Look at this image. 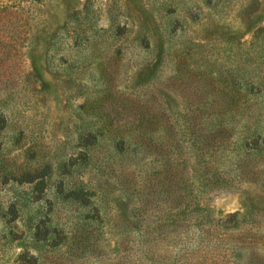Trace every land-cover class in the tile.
Returning a JSON list of instances; mask_svg holds the SVG:
<instances>
[{"label": "rangeland", "instance_id": "obj_1", "mask_svg": "<svg viewBox=\"0 0 264 264\" xmlns=\"http://www.w3.org/2000/svg\"><path fill=\"white\" fill-rule=\"evenodd\" d=\"M0 264H264V0H0Z\"/></svg>", "mask_w": 264, "mask_h": 264}, {"label": "trees", "instance_id": "obj_2", "mask_svg": "<svg viewBox=\"0 0 264 264\" xmlns=\"http://www.w3.org/2000/svg\"><path fill=\"white\" fill-rule=\"evenodd\" d=\"M230 218H236V215H232V216H230Z\"/></svg>", "mask_w": 264, "mask_h": 264}]
</instances>
